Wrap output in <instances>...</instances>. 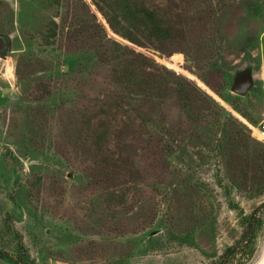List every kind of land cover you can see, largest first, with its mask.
<instances>
[{
	"label": "rangeland",
	"instance_id": "rangeland-1",
	"mask_svg": "<svg viewBox=\"0 0 264 264\" xmlns=\"http://www.w3.org/2000/svg\"><path fill=\"white\" fill-rule=\"evenodd\" d=\"M263 116L264 0H0V251L254 264Z\"/></svg>",
	"mask_w": 264,
	"mask_h": 264
},
{
	"label": "water",
	"instance_id": "water-1",
	"mask_svg": "<svg viewBox=\"0 0 264 264\" xmlns=\"http://www.w3.org/2000/svg\"><path fill=\"white\" fill-rule=\"evenodd\" d=\"M252 83L251 69L246 68L234 76L231 89L238 94H244L252 86ZM254 264H264V247Z\"/></svg>",
	"mask_w": 264,
	"mask_h": 264
},
{
	"label": "trees",
	"instance_id": "trees-1",
	"mask_svg": "<svg viewBox=\"0 0 264 264\" xmlns=\"http://www.w3.org/2000/svg\"><path fill=\"white\" fill-rule=\"evenodd\" d=\"M135 13L139 15V17H138L139 22H141V21L145 22V23L148 22V23L152 24V26H154L155 17H154V14L152 13V11H150L148 9L147 10L145 9L143 11H140V13L136 12V11H135ZM140 14H141V16H140ZM156 28L157 27H154V29H156ZM263 205H264V202H263ZM248 230H249L248 232L251 233V236H252V227L249 226ZM0 258L1 259H7V260H10V261H13L16 264H19V263H17V261H15L12 257H10L4 251H0Z\"/></svg>",
	"mask_w": 264,
	"mask_h": 264
},
{
	"label": "built area",
	"instance_id": "built-area-1",
	"mask_svg": "<svg viewBox=\"0 0 264 264\" xmlns=\"http://www.w3.org/2000/svg\"><path fill=\"white\" fill-rule=\"evenodd\" d=\"M252 130H253V133L258 134V135L260 133H264V116H263L261 123L257 125L255 128L253 127Z\"/></svg>",
	"mask_w": 264,
	"mask_h": 264
},
{
	"label": "bare ground",
	"instance_id": "bare-ground-1",
	"mask_svg": "<svg viewBox=\"0 0 264 264\" xmlns=\"http://www.w3.org/2000/svg\"><path fill=\"white\" fill-rule=\"evenodd\" d=\"M260 137L264 138V134H263V133H261Z\"/></svg>",
	"mask_w": 264,
	"mask_h": 264
}]
</instances>
